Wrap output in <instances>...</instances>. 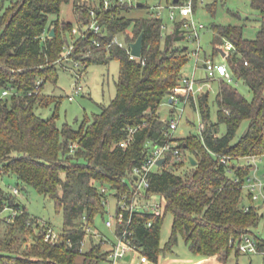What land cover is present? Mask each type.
Wrapping results in <instances>:
<instances>
[{"label":"trees","instance_id":"16d2710c","mask_svg":"<svg viewBox=\"0 0 264 264\" xmlns=\"http://www.w3.org/2000/svg\"><path fill=\"white\" fill-rule=\"evenodd\" d=\"M5 1L0 0V179L14 175L23 190L32 187L51 198L57 212L63 214L64 241L44 242L37 230L39 218L29 212L13 189L0 184V264H107L110 248H105L111 244L104 237L91 236L89 248L79 251L80 241L86 238L82 224L87 220L94 227L96 217H104L103 201L109 191L120 200L126 194L132 202L134 169L145 163L155 146L170 141L177 142L182 158L178 160L169 153L165 163L151 173L150 187L143 193L147 202L159 197L163 213L155 216L142 208L130 214L119 208L116 215L122 213L125 223L131 219L132 243L151 262L158 263L163 253L178 244L181 235L201 260L225 264L220 256L234 251L229 248L230 239L254 234L252 229L264 218L258 208L245 210L242 185L252 168L240 165L246 156L264 155V0H251L261 21L255 39L245 38L241 26L212 27L215 54L226 41L234 44L228 67L236 80L248 86L252 98L242 95L233 82L219 77L217 121L211 120L208 95L200 97L205 129L199 137L182 142L170 138V121L161 117L159 108L181 85L190 60L188 48L181 44L190 33L183 19L174 21L173 31L165 33L163 17L152 13L130 17L128 13L135 6L127 0H113L109 9H97L106 37L85 33L77 38L74 24L59 16L63 4L73 2L78 27L89 25L93 21L91 7L78 4L81 0H7V6ZM198 4L196 1L195 11ZM52 28L55 36L50 37ZM141 34L142 55L133 59L129 49ZM115 36L122 37L127 47L108 46ZM96 37L101 46L94 44ZM70 41L75 44L71 58L84 70L93 63H121L115 98L102 105L100 112L87 114L78 129L69 123L59 126L62 97L45 92L48 83H58L59 68L65 67L61 62L64 46ZM38 81H42L39 92L29 95ZM7 89L11 93L2 97ZM49 107L54 113L48 118L36 112ZM244 122H248L247 127L239 135ZM221 125L225 126L223 134ZM131 129L135 130L132 141L121 146ZM220 156L228 157L229 162H221ZM187 166L188 172L177 173ZM236 178L241 181L236 182ZM7 209L16 212L13 221L2 217ZM168 212L174 218L173 230L161 248V227ZM125 226L118 225L116 232ZM30 236L35 242L27 246ZM139 264L145 263L140 260Z\"/></svg>","mask_w":264,"mask_h":264},{"label":"rangeland","instance_id":"374dc122","mask_svg":"<svg viewBox=\"0 0 264 264\" xmlns=\"http://www.w3.org/2000/svg\"><path fill=\"white\" fill-rule=\"evenodd\" d=\"M127 1L130 6H135L128 13V16L130 17L148 16L153 12V7L162 5L163 8L161 11L164 19V32L170 33L173 31L174 21L170 18L171 10L168 7L167 0ZM201 1L202 0H199L197 11L194 14L195 21H197L198 24L204 25V28L200 30L199 42L197 39L189 38L181 43L188 48L190 54V60L185 65L183 73L187 76H194L196 79V105L193 102L185 104L181 101L178 103L177 108L174 109L169 102V98H167L159 108V113L164 120L170 121L174 118L179 122L178 128L173 133L174 138L179 142H182L191 136H200V124L203 123V120L199 108V98L204 94L208 95L211 120L213 122L217 121L218 107L216 97L222 79L217 76L215 78H209L204 65L207 59H212L218 64L222 63L228 65V62L223 58L221 53L215 54V48L217 46H215L213 42V25L241 26L243 27L244 37L248 39H255L261 28L259 12L252 7L251 0H203V3ZM80 2L78 4H80ZM138 3H143L145 6L137 7L136 5ZM7 5L8 1L6 0L5 6ZM59 17L61 20L70 21L75 27H78L73 2L63 4ZM54 18H57V16L51 17V19ZM78 36L79 34L76 35L77 38ZM119 39L120 41H124L122 37ZM196 50L199 51L198 56L195 55ZM64 64L65 67L59 68L57 85L48 83L45 87V92L62 97L58 110L59 126L64 123H69L75 129H78L87 114L92 116L94 113L100 112V107L102 105L110 104L112 99L115 98L116 83L120 75L121 63L119 60H111L107 65L93 63L89 65L86 70L83 69V66H80L75 62L68 61ZM233 85L237 87L242 95L248 99L252 98L253 95L248 86L243 81L236 80L234 76ZM70 97H72V100H70ZM36 112L39 115L48 118L53 115L54 109H52V107L39 108ZM247 124L248 122L243 123L238 132L239 135L244 132ZM224 132L225 126L221 125L220 134H223ZM185 154L189 155L188 152ZM243 164L244 162L240 161V165ZM258 167L261 169V173H263L264 162H260ZM157 169L158 168L155 170ZM189 169L190 166H187L186 168L178 170L177 173L184 174L188 172ZM0 184L5 189L9 190L20 188L21 192L19 198L21 202L26 205L29 212L33 216L38 217L40 221L49 223L57 233L63 232V214L62 212H57L56 204L51 198L41 195L32 187H27L26 190H23L22 184L14 175L4 176L0 179ZM129 186L132 187L131 182H129ZM155 200L161 201L159 197H155L148 202L151 203ZM119 202L120 199L115 196V192L109 191L104 217L101 215L97 216L96 225L93 227V229L98 230V232L104 237L110 239L111 242H116V230L115 227L108 228L106 226V221L117 214ZM246 203L250 204V199L247 195ZM12 212V210L8 209L2 214V217H8ZM173 223L174 218L172 213H166L161 227V248L165 247L171 237ZM252 232L264 240V218L261 219L257 227L252 229ZM34 242V237L30 236L26 245L30 246ZM89 246L90 242L88 240L86 249H88ZM109 248L110 247L107 246L105 249L109 250ZM133 256L135 257V264H139L140 257L135 254H133ZM220 258L225 260V264H264V256L261 254L237 255L236 252L233 251L228 256L225 253L222 254ZM197 260H201L200 257L190 251L183 236L179 235L178 244L175 245L171 251H167L165 254L163 253L160 256L158 263L149 261V263L145 264H188ZM202 263L209 264L207 260ZM100 264H106V262H101Z\"/></svg>","mask_w":264,"mask_h":264},{"label":"built area","instance_id":"2783aa9c","mask_svg":"<svg viewBox=\"0 0 264 264\" xmlns=\"http://www.w3.org/2000/svg\"><path fill=\"white\" fill-rule=\"evenodd\" d=\"M112 1L113 0H82L80 2V5H87L91 7L89 10V14L92 16L93 21L89 25H83L82 29H80L79 27H75L73 29V34H102V36L106 37L104 26L100 24L97 19V9H100L101 11H103L104 9H109L113 5ZM196 1L199 0H178L177 3H175L174 0H171V2L168 3V7L171 10V20L176 21L178 19H183L184 28L190 32L189 38L197 39L199 42L200 30L204 28V25L198 24V22L194 19V14L196 12ZM122 2H125V0H122ZM201 2L203 3V0ZM162 8V5L153 7L152 15L155 17H163L161 11ZM119 38V36H115L114 38H112V40H110V42L108 43V46L118 45L119 47H127L126 43L124 41H120ZM93 42L96 46L102 45V42L98 37L94 38ZM219 48H221L225 53V56H223V58L227 60L228 56L235 49V46L232 42L226 41ZM64 49L65 54L61 59V62H74L71 58V55L75 49V44L73 43V41L64 46ZM198 53L199 51L196 50L195 55L198 56ZM129 54L133 59L138 58L132 55L131 48L129 49ZM75 63H78V65H80L79 62L75 61ZM204 67L209 78H215L216 76L224 77L229 82H233V76L231 75V71L229 70L227 64H218L215 63L212 59H207ZM41 84L42 81H38L37 88L33 92H29V95L39 92ZM195 90L196 79L194 78V76L191 77L184 75L182 77L181 85L175 87L169 95V102L171 101L170 104L174 107V109L177 108L178 103L181 101H183L185 104L193 102L196 105L197 98ZM10 93L11 90H4L2 93V97H6ZM70 100H72V97H70ZM178 126L179 122L177 120H175L174 118L170 120L169 130L167 132L170 135V138H174L173 133L178 128ZM200 129L201 132L205 129L204 123L200 124ZM134 132L135 130L131 129V135L127 140L121 143V146L126 147L132 141ZM169 153H172V155H174V157L178 160L182 158V152L177 147V142L170 141L166 144L155 146L145 163L142 166L136 167L134 169L135 186L133 190V199L132 202H129L128 196L126 194L123 195L122 199L119 202V208L121 209V211H130V214H132L135 211L146 208L155 216H160L163 213L162 202L155 200L149 203L147 202V199L143 195V193L150 187V175L159 166L157 164L158 160L161 158H166L167 160V156ZM220 160L223 163L229 162V158L226 156H220ZM242 161L244 162V164L241 165L242 167L250 166L252 168L251 175L247 177L245 183L242 185L245 194L247 196H250V204H245V210L250 211L253 207H255L262 210L264 214V172L261 173V169L258 167V164L260 162H264V155L246 156L242 158ZM235 181L238 182L241 180L240 178H236ZM13 191L17 195H19L21 192L18 188H14ZM102 191L106 192V188H103ZM103 204L107 205L106 199L103 201ZM15 216L16 212L13 211L12 214L8 216L7 221H13ZM130 222L131 219H128V221L125 223L122 213L112 216L106 221V226L108 228L115 227V230H118V225L126 224V226L121 229L120 233L115 231L116 242H111L110 239L104 237L100 232H98V230L93 229V227L88 224L87 220H85V222L82 224V228L86 234V238L80 241L79 251H86L87 241L91 236L98 239L104 237L111 244L107 258V264H135V257L133 256V254L138 255L143 263H148V258L142 255L132 243V239L130 238L132 233L129 229ZM151 225L152 223L149 222V226ZM38 226L39 227L37 230L38 232H41L44 242L51 244H60L64 241V233H57L56 231H54L50 224L39 220ZM68 243L70 245H73L70 239L68 240ZM229 248L233 249L234 251H238L241 254H261L264 256V241H262L258 236L251 233H243L240 237L231 238L229 241ZM128 256H130L129 260H127Z\"/></svg>","mask_w":264,"mask_h":264},{"label":"water","instance_id":"95a60500","mask_svg":"<svg viewBox=\"0 0 264 264\" xmlns=\"http://www.w3.org/2000/svg\"><path fill=\"white\" fill-rule=\"evenodd\" d=\"M174 2L177 3L178 0H174ZM138 6L141 7V6H144V4L143 3H138ZM53 36H55V28H52L51 32H50V37H53ZM142 49H143V34H141L139 36V38L134 43L131 44V53H132L133 56L139 58L142 55ZM219 51L222 54V56H225V53L222 51L221 48H219ZM206 96L207 95L204 94L202 98L205 99ZM190 160H191L193 165H196L197 161L195 160V158L193 156H190ZM165 161H166V158H161V159L158 160L157 164L159 166H161L162 164L165 163ZM129 259H130V256L127 257V260H129Z\"/></svg>","mask_w":264,"mask_h":264},{"label":"crops","instance_id":"0c3cea01","mask_svg":"<svg viewBox=\"0 0 264 264\" xmlns=\"http://www.w3.org/2000/svg\"><path fill=\"white\" fill-rule=\"evenodd\" d=\"M206 261V259H202V260H197V261H194V262H190L188 264H203L202 262ZM149 263V262H148Z\"/></svg>","mask_w":264,"mask_h":264}]
</instances>
